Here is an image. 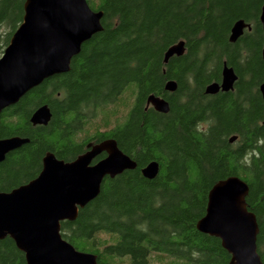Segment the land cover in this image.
Masks as SVG:
<instances>
[{"label": "trees", "instance_id": "obj_1", "mask_svg": "<svg viewBox=\"0 0 264 264\" xmlns=\"http://www.w3.org/2000/svg\"><path fill=\"white\" fill-rule=\"evenodd\" d=\"M26 0H0V58L24 19ZM103 11V32L82 46L70 72L46 80L0 116V139L29 143L0 164V192L36 179L49 153L66 163L90 144L113 139L136 164L114 179L62 236L98 264H230L221 241L200 233L215 184L238 177L249 186V211L259 225L264 263V0H87ZM251 26L235 44L231 30ZM186 42L182 57L167 65V50ZM238 75L234 91L206 95L220 83L223 64ZM175 81V93L165 91ZM170 105L168 114L147 107L151 96ZM47 105L52 119H30ZM237 137L234 143L231 138ZM102 157L94 162L100 161ZM156 161L154 180L142 169ZM0 264H27L7 237Z\"/></svg>", "mask_w": 264, "mask_h": 264}, {"label": "water", "instance_id": "obj_2", "mask_svg": "<svg viewBox=\"0 0 264 264\" xmlns=\"http://www.w3.org/2000/svg\"><path fill=\"white\" fill-rule=\"evenodd\" d=\"M24 12L22 24L0 58V116L46 80L70 72L71 62L80 55L82 46L104 30V12L93 11L87 0H26ZM260 21L264 29V6ZM245 30L250 31L251 26L243 20L236 22L230 43H237ZM185 52V41L171 46L164 55V64ZM237 81L234 68L225 62L221 82L208 85L205 93H229ZM177 89L175 81L165 85L169 93ZM260 93L264 103V81ZM147 107L161 114L170 112L169 103L153 95L147 99ZM51 119V110L44 105L33 113L30 122L47 126ZM236 140L233 137L230 143ZM28 143V139L19 137L0 140V164ZM88 149L71 163L49 153L36 179L11 192H0V241L12 239L27 264H98L96 255L78 251L63 238L61 224L76 221L80 210L100 195L107 178L133 171L137 164L113 139ZM103 153L107 157L93 164ZM159 172L156 161L142 169L148 180H154ZM249 191L247 183L238 177L218 182L209 192L205 216L197 223L200 233L221 241L231 255L230 264H264L258 253L257 218L246 202Z\"/></svg>", "mask_w": 264, "mask_h": 264}, {"label": "flooded vegetation", "instance_id": "obj_3", "mask_svg": "<svg viewBox=\"0 0 264 264\" xmlns=\"http://www.w3.org/2000/svg\"><path fill=\"white\" fill-rule=\"evenodd\" d=\"M12 138H13V137H12ZM19 138H20V137H19ZM7 139H9V138H7ZM0 140H4V139H0ZM105 141H106V140H105ZM102 142H104V141H102ZM102 142H100V143H102ZM100 143H98V144H100ZM98 144H90V145L92 146V145H98ZM90 145H88V147H89ZM88 147H87V151L89 150ZM100 157H102V158L100 159V161H101V160H103L104 158L107 157V154H106V153H103V154H101L100 156H98L97 158H100ZM97 158H96V159H97ZM96 159H95V160H96ZM95 160H94V161H95ZM98 162H99V161H98ZM98 162H96V163H98ZM96 163L93 162V164H96Z\"/></svg>", "mask_w": 264, "mask_h": 264}, {"label": "bare ground", "instance_id": "obj_4", "mask_svg": "<svg viewBox=\"0 0 264 264\" xmlns=\"http://www.w3.org/2000/svg\"><path fill=\"white\" fill-rule=\"evenodd\" d=\"M234 89H235V87H234ZM234 91V90H233Z\"/></svg>", "mask_w": 264, "mask_h": 264}]
</instances>
